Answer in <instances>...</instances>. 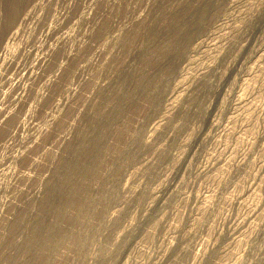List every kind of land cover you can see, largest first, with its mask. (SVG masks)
Returning a JSON list of instances; mask_svg holds the SVG:
<instances>
[{"label":"rangeland","instance_id":"1","mask_svg":"<svg viewBox=\"0 0 264 264\" xmlns=\"http://www.w3.org/2000/svg\"><path fill=\"white\" fill-rule=\"evenodd\" d=\"M19 1L0 264H264V0Z\"/></svg>","mask_w":264,"mask_h":264},{"label":"bare ground","instance_id":"2","mask_svg":"<svg viewBox=\"0 0 264 264\" xmlns=\"http://www.w3.org/2000/svg\"><path fill=\"white\" fill-rule=\"evenodd\" d=\"M17 1V0H16ZM21 1V0H20ZM19 1V2H20ZM25 1V0H24ZM23 1V2H24ZM33 1V0H32ZM35 1V0H34ZM27 2V1H26ZM13 4V3H12ZM34 4V3H33ZM32 4V5H33ZM17 6L19 5V4H16ZM15 5V6H16ZM23 7V6H22ZM33 7V6H32ZM19 10H20V8H19ZM29 10H31V8L29 9ZM34 13V12H33ZM20 14H22V16H18V18H12L13 20L14 19H16V20H14V23H13V20H11V21H9L12 25L10 26V27H8L9 25V23L7 24V27H8V29H7V32H6V35L4 36V38H2V39H0V85H1V83H2V85L0 86V87H3V86H7V84H8V86H9V84L11 83V79H10V77L8 76V72L10 71V70H16V68H18L19 66H20V63L19 62H21V61H19V57L18 56H16V51H15V49L13 50L12 49V44L14 45V43L16 42V38L17 37H19V32H20V28H22L21 26L24 24V23H26V18H27V13H26V11H25V13H20ZM34 15V14H33ZM46 15V14H45ZM33 17V16H32ZM45 17V16H44ZM31 18V17H30ZM29 18V19H30ZM34 18V17H33ZM28 19V20H29ZM43 19V18H42ZM3 20V19H2ZM4 20H5V18H4ZM28 20H27V22H28ZM44 20V19H43ZM16 21V22H15ZM2 23V22H1ZM4 24V23H3ZM2 24V25H3ZM27 24V23H26ZM33 24V23H32ZM25 26V25H24ZM6 27V26H5ZM4 27V28H5ZM3 28V27H2ZM27 29H29V28H27ZM26 29V30H27ZM4 30V29H3ZM22 30V29H21ZM25 31V30H24ZM5 32V31H4ZM4 32H3V34H4ZM23 34V33H22ZM42 34V33H41ZM30 35V34H29ZM46 36V35H45ZM22 36L20 35V38H21ZM28 37V36H27ZM32 38V37H31ZM23 39V38H22ZM22 39H20V40H22ZM19 40V41H20ZM25 40H27V38L25 39ZM15 41V42H14ZM27 43V42H26ZM29 44V43H28ZM23 45V44H22ZM20 46V45H19ZM15 47V46H14ZM13 47V48H14ZM18 48V47H17ZM31 48V47H30ZM21 51V50H20ZM17 52H19L18 50H17ZM23 52V51H22ZM26 52V51H25ZM34 52V51H33ZM22 54V53H21ZM20 54V55H21ZM25 54V53H24ZM19 55V54H18ZM24 56V55H23ZM28 57V56H27ZM36 57V56H35ZM39 58V57H38ZM43 58V57H42ZM91 58V57H90ZM28 59H29V57H28ZM36 60V59H35ZM70 60V59H69ZM29 61V60H28ZM27 61V62H28ZM43 61V60H42ZM49 61V60H48ZM90 61V60H89ZM61 62V61H60ZM19 63V64H18ZM22 63V62H21ZM38 63V62H37ZM41 63H43V62H41ZM52 63V62H51ZM72 63V62H71ZM76 63V62H75ZM23 64V63H22ZM30 64H31V62H30ZM85 64V63H84ZM19 65V66H18ZM34 65V64H33ZM75 65V64H74ZM44 66V65H43ZM21 68V67H20ZM34 68V67H33ZM44 68V67H43ZM48 68V67H47ZM56 68H58V67H56ZM55 68V69H56ZM77 68V67H76ZM19 69V68H18ZM24 70L22 71L21 69V72L24 74V71L26 72V75H31L32 73H33V71H30L27 67H25L24 66V68H23ZM31 69H32V67H31ZM36 69V68H35ZM42 69V68H41ZM72 69V68H71ZM37 70V69H36ZM40 70V69H39ZM47 70V69H46ZM19 71V70H18ZM38 71V70H37ZM45 71V70H44ZM43 71V72H44ZM62 71V70H61ZM42 72V73H43ZM56 72H57V70H56ZM59 73H60V71H58ZM84 72V71H83ZM9 73H11V72H9ZM15 73H19V72H14V73H12V74H15ZM22 73H20V74H22ZM59 73H57V74H59ZM40 74V73H39ZM54 74V73H53ZM41 75V74H40ZM15 76H17V75H15ZM22 76V75H21ZM38 76V75H37ZM43 76V75H42ZM70 76V75H69ZM19 77V76H18ZM24 77V76H23ZM32 77H33V75H32ZM44 77H45V74H44ZM46 77H49V76H46ZM26 79V78H25ZM49 78H47V80H48ZM60 79V78H59ZM11 80V81H10ZM30 80V79H29ZM14 81H16L15 79H14ZM61 81V80H60ZM63 81V80H62ZM48 82V81H47ZM51 82V81H50ZM62 83V82H61ZM13 84V83H12ZM44 84V83H43ZM42 84V85H43ZM56 84V83H55ZM54 84V85H55ZM74 84V83H73ZM77 84V83H76ZM15 85H17V83H15L14 84V87H15ZM21 85V84H20ZM50 85V84H49ZM11 86V85H10ZM10 86H9V88H10ZM23 86V85H22ZM31 86V85H30ZM44 86V85H43ZM45 86H46V84H45ZM64 86V85H63ZM20 87V86H19ZM61 87V86H60ZM68 87V86H67ZM66 87V88H67ZM70 87V86H69ZM7 88V87H6ZM21 88V87H20ZM19 88V89H20ZM23 88L24 87H22V90H23ZM58 88V87H57ZM46 89V88H45ZM2 90H3V88H2ZM34 90V89H33ZM43 90V89H42ZM57 90V89H56ZM62 90H63V88H62ZM61 90V91H62ZM67 90V89H66ZM7 91V90H6ZM6 91H4V92H6ZM31 91V90H30ZM41 91V90H40ZM59 91V90H58ZM70 91V90H69ZM36 92V91H35ZM39 92V91H38ZM51 93V92H50ZM2 94V93H1ZM5 94V93H4ZM20 94V93H19ZM25 94V93H24ZM23 94V95H24ZM20 95H22V94H20ZM37 95V94H36ZM38 96V95H37ZM39 96H41V95H39ZM3 97V96H2ZM30 97V96H29ZM41 97H43V96H41ZM49 97V96H48ZM32 98H33V95H32ZM51 98V97H50ZM1 99V98H0ZM17 99V98H16ZM34 99H35V97H34ZM52 99V98H51ZM50 99V100H51ZM54 99V98H53ZM59 99V98H58ZM19 100V99H18ZM48 100V99H47ZM1 101V100H0ZM60 101V100H59ZM34 102V101H33ZM41 102V101H40ZM16 103V102H15ZM38 103V102H37ZM43 103H45V102H43ZM58 103V102H57ZM17 104V103H16ZM47 104V103H46ZM60 104V103H59ZM18 105H19V103H18ZM23 105V104H22ZM25 105V104H24ZM49 105H50V102H49ZM41 106V105H40ZM52 106V105H51ZM24 107V106H23ZM44 107V106H43ZM61 107V106H60ZM23 109V108H22ZM43 110V109H42ZM38 111V110H37ZM46 112V111H45ZM56 112V111H55ZM34 113V112H33ZM31 114V113H30ZM37 114V113H36ZM41 114V113H40ZM18 115V114H17ZM22 115V114H21ZM19 116V115H18ZM25 116V115H24ZM49 116V115H48ZM30 117V116H29ZM56 117V116H55ZM14 119V118H13ZM20 120H21V117L19 118ZM10 120V119H9ZM8 120V121H9ZM16 120V119H15ZM17 120H18V117H17ZM16 120V121H17ZM12 121V120H11ZM22 121H23V119H22ZM48 121V120H47ZM18 123V122H17ZM49 123V122H48ZM1 124V123H0ZM19 124V123H18ZM22 124V123H21ZM25 124V123H24ZM17 125V124H16ZM24 126V125H23ZM11 127V126H10ZM15 129H18V127L16 126V128ZM41 130V129H40ZM55 133V132H54ZM17 134V133H16ZM13 135V134H12ZM60 137V136H59ZM61 138V137H60ZM25 149V148H24ZM7 163V162H6Z\"/></svg>","mask_w":264,"mask_h":264}]
</instances>
